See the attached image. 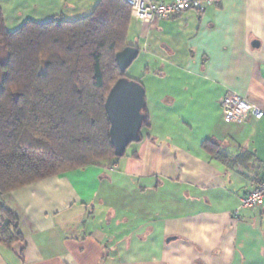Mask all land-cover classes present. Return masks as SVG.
Instances as JSON below:
<instances>
[{
    "label": "crops",
    "instance_id": "1",
    "mask_svg": "<svg viewBox=\"0 0 264 264\" xmlns=\"http://www.w3.org/2000/svg\"><path fill=\"white\" fill-rule=\"evenodd\" d=\"M98 2L0 0L10 32ZM128 43L139 54L126 74L146 91L141 140L4 194L22 239L0 240V264H264V204L242 206L264 179V117L222 111L230 91L264 109V0H218L152 26L132 17Z\"/></svg>",
    "mask_w": 264,
    "mask_h": 264
},
{
    "label": "trees",
    "instance_id": "2",
    "mask_svg": "<svg viewBox=\"0 0 264 264\" xmlns=\"http://www.w3.org/2000/svg\"><path fill=\"white\" fill-rule=\"evenodd\" d=\"M131 19L127 0H99L82 18L28 20L10 32L0 4L1 241L22 239L4 194L117 157L105 101L127 75L116 55L129 46Z\"/></svg>",
    "mask_w": 264,
    "mask_h": 264
},
{
    "label": "water",
    "instance_id": "3",
    "mask_svg": "<svg viewBox=\"0 0 264 264\" xmlns=\"http://www.w3.org/2000/svg\"><path fill=\"white\" fill-rule=\"evenodd\" d=\"M138 54L139 49L131 45L117 53L116 61L122 73L126 74ZM146 107L145 87L139 80L125 75L112 86L105 101V110L110 121V140L117 157L123 156L131 143L141 140Z\"/></svg>",
    "mask_w": 264,
    "mask_h": 264
},
{
    "label": "built area",
    "instance_id": "4",
    "mask_svg": "<svg viewBox=\"0 0 264 264\" xmlns=\"http://www.w3.org/2000/svg\"><path fill=\"white\" fill-rule=\"evenodd\" d=\"M131 4L132 17L140 20L143 24L152 26L156 22L173 18L188 9L204 11L208 6L218 0H172L162 2L155 0H127ZM223 115L240 124H247L253 120L264 117V109L250 103L243 96L228 92L222 101ZM264 204V179L242 198V206L246 208ZM3 228V219L0 214V230Z\"/></svg>",
    "mask_w": 264,
    "mask_h": 264
}]
</instances>
